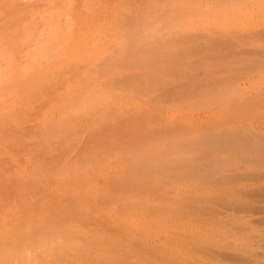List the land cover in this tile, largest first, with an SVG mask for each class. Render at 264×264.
Returning <instances> with one entry per match:
<instances>
[{
    "label": "rangeland",
    "instance_id": "rangeland-1",
    "mask_svg": "<svg viewBox=\"0 0 264 264\" xmlns=\"http://www.w3.org/2000/svg\"><path fill=\"white\" fill-rule=\"evenodd\" d=\"M147 63L156 66L158 70L153 66L152 70L160 82L154 80L151 66L145 67ZM110 77H115L114 82ZM103 92L108 93L109 100V95L119 100L118 104L112 100L113 106L118 107H114L116 112L111 110L110 101L107 106L111 108L107 109L111 112L104 110L106 106L102 107L100 99L98 105L93 102L95 108L89 103L93 95L106 101ZM82 99L94 112L98 111L95 114L107 112L104 117L112 118L103 119L108 126L102 120L99 125L105 128L99 130L97 126V131L96 125L93 127L99 116L93 110L83 115L92 114L95 121H89L91 117H86V121L83 115L84 120H79L78 116L90 109L89 105L84 109ZM129 104L135 110L139 106L143 110H137L136 115ZM73 112L80 115L71 116ZM111 113H118L117 117ZM67 118L72 122L70 129L66 126ZM147 119L153 121L152 126H148ZM138 132L139 136L142 133L144 138L149 137L150 142L153 139L167 142L172 154L176 152L173 158L179 161L178 168L174 162L173 168L155 172L151 176L155 175L153 180L145 181L152 186L148 187L147 196H140L151 201H147L148 206L141 204L144 200L138 202V194H132L138 198L140 208L139 204H133L135 200L128 202L133 207L124 202H108L106 197L110 196L104 197L109 192L108 184L100 179L97 182L99 198L95 197L96 202L88 199L91 204L83 208L92 209L86 213L97 215L89 213L92 216L86 214V217L83 210L82 217L80 208L75 212L83 220L69 223L67 207L76 202L80 204V190L96 184L98 170L91 171L96 170L94 164L90 167L93 158L96 156L97 162L102 159L108 163L105 166L101 161L102 172L123 180L128 170L120 155L124 148L144 141ZM223 140L225 144L231 141L227 145L234 150L230 147L225 153L222 148L217 149L216 144L224 143ZM213 154L239 160L225 165L217 162ZM247 156L251 161L244 160ZM84 159L90 170L85 173L87 178L80 167L81 163L85 164ZM71 165L78 169L70 171ZM59 173L62 176L57 180ZM70 173L73 174L70 176ZM101 197L108 205L114 204L110 205L112 212ZM55 204L63 207L64 212L60 207L56 213L57 218L61 217L62 226L79 225L90 231L104 228L112 239L115 237V241L127 245L124 248L120 244L123 248L119 252L130 261L141 253L142 257L152 259L154 253H148L150 247L177 246V243L188 251L183 252L186 255L174 254L172 264H264V0H0V206H4L3 210L0 207V232L5 235H0V239L7 243L5 237L11 236L7 245L9 253L3 250L5 253L0 254L7 253L8 260H3L2 255L0 264H30L24 258V262L13 259V247L19 244L24 245L28 252L25 253L31 258L39 256L34 255L37 248L33 251L32 243L27 244L21 235L27 246L23 241L21 244V236L16 234L26 229L22 221L28 224L33 212L35 217L40 215L37 217L40 223L31 216L34 221L28 224L27 231L34 232L36 225L43 227L53 206L57 207ZM124 205L131 208L120 210ZM114 207L121 212H116ZM103 209L107 215L114 211L118 217L123 215L118 219L130 214L136 223L145 218L162 231L141 238L131 230L120 237L114 225L117 219L109 218ZM123 212L127 214H120ZM24 213L27 218L24 215L26 219L22 220ZM106 221H110L109 225ZM19 224L25 227L19 229ZM140 241L145 248L149 247L146 255ZM3 242H0L1 249L6 245ZM94 245L89 250L93 256L99 251V246L93 248ZM22 247L18 250H24ZM11 255L13 261L9 260Z\"/></svg>",
    "mask_w": 264,
    "mask_h": 264
},
{
    "label": "bare ground",
    "instance_id": "bare-ground-1",
    "mask_svg": "<svg viewBox=\"0 0 264 264\" xmlns=\"http://www.w3.org/2000/svg\"><path fill=\"white\" fill-rule=\"evenodd\" d=\"M27 8V7H26ZM25 9V8H24ZM26 12V11H25ZM105 12V11H104ZM108 12V11H107ZM30 14V13H29ZM46 27H47V25H45ZM55 27V26H54ZM55 29V28H54ZM47 30V29H46ZM54 32V31H53ZM177 32V31H176ZM52 34V33H51ZM50 34V35H51ZM56 36V35H55ZM50 37V36H49ZM49 40H51V39H49ZM82 40V39H81ZM149 63H147L146 65H145V67L148 65ZM148 66H151V64H149ZM147 66V67H148ZM153 66V65H152ZM152 66L150 67L151 68V70H152ZM144 67V68H145ZM146 67V68H147ZM155 67V70H158V69H156V66L154 65L153 66V68ZM145 70V69H144ZM148 71H149V68L147 69ZM148 71H146V72H148ZM152 71H154V69L152 70ZM152 71H151V73H150V75L152 76ZM123 72V71H122ZM155 73H153V74H155V77H154V75H153V77L155 78H153L154 80H156L158 77V74H157V76H156V71H154ZM149 73V72H148ZM147 73V74H148ZM143 75V74H142ZM150 75H148V77H150ZM140 76H141V74H140ZM146 76V75H145ZM142 77V76H141ZM112 80H113V82H114V80H115V77L114 78H112V77H110ZM151 78V77H150ZM153 79H151L152 81H153ZM160 79H157V82L159 81ZM108 81H110V80H108ZM161 81V80H160ZM159 81V82H160ZM112 82V81H111ZM112 82V83H113ZM156 82V83H157ZM164 82H166V81H164ZM110 83V82H109ZM154 83V82H153ZM167 83V82H166ZM155 84V83H154ZM153 84V85H154ZM164 84V83H163ZM162 84V85H163ZM109 85V84H108ZM100 88V87H99ZM97 89V88H96ZM101 89V88H100ZM102 90V89H101ZM93 91V90H92ZM94 91H98V90H95L94 89ZM105 91H106V89H105ZM90 94H91V92H89ZM95 93L97 94V92H94V95H95ZM104 93V92H103ZM88 94V93H87ZM90 94H88V95H90ZM106 94H108V93H106ZM106 94L104 93V95H103V98H105L104 100H106V101H103L102 100V98H99L98 97V99L97 98H95L94 97V95H93V98H92V96L90 97L93 101H91V102H89V103H92V106H94L93 105V102H95V103H97V105H98V102L100 103V100L102 101V102H104L105 103V105H104V103H100L101 105H102V107L103 106H106V107H104V110H106V111H109V112H111L110 110H108L107 109V107L108 108H111L110 106H107L108 104H107V101H110V103H109V105L110 104H112V106L114 105L113 104V102H112V100L113 101H115L116 100V98L115 99H112V96H110L109 95V97L111 98L110 100L107 98V96H106ZM99 95V94H98ZM112 95V94H111ZM144 98V97H143ZM97 101V100H99V101H95V100ZM108 99V100H107ZM82 100H84V103H83V101L81 102V104L82 105H84V109H85V107H86V105H89V103L88 104H85L86 103V101H85V99H82ZM119 102V100H116L115 101V103L116 102ZM133 101V100H132ZM132 101H131V103L130 104H132ZM118 102H117V104H118ZM138 103V102H137ZM129 104V107L131 106ZM116 105V104H115ZM135 105V104H134ZM187 105V104H186ZM117 106V105H116ZM136 106V105H135ZM87 107H90V105L89 106H87ZM101 107V110H103V108ZM115 106H113L112 108H111V110L114 112H116V110H115V108L116 109H118V107H115ZM137 107V106H136ZM140 107V109L142 108L141 106H139ZM93 108H95V106L93 107ZM93 108L92 107H90V109L88 110V109H85V112H83V113H81V115H80V113L78 112L77 114L78 115H80V116H78L79 118V120H81L82 119V117L83 116H85L86 114V112L87 111H90V110H93ZM98 108H100L99 106H98ZM97 108V109H98ZM128 109V107H125V109ZM131 108V107H130ZM129 108V109H130ZM96 109V110H97ZM134 108H131V111H134L135 113L134 114H136V112H137V110H140L138 107H137V110H133ZM78 110L81 112V110L78 108ZM95 110V109H94ZM94 110H93V113L95 114V112H98V111H95L94 112ZM103 110V112H105ZM143 109H141V111H142ZM70 112H71V110H69ZM75 111H77V109H75L74 110V112ZM121 111V110H120ZM123 111V110H122ZM125 111V110H124ZM130 111V113H132ZM140 111V112H141ZM61 112V111H60ZM66 112V111H65ZM70 112H66V113H70ZM74 112L73 113H71V116L73 115H75L74 114ZM99 112H100V110H99ZM108 112V113H109ZM127 112V111H126ZM129 112V111H128ZM65 113V114H66ZM91 113H92V111H91ZM91 113H89V114H91ZM120 113V115H121V112H119ZM139 113V112H138ZM143 113V112H142ZM142 113H140V114H142ZM62 115H63V113H61ZM77 114L75 115V117L77 118ZM83 114H85V115H83ZM98 114H99V116H98ZM98 114H95V115H97L98 116V118H97V124H95L96 122H94V124H92V123H90V124H92L93 125V127H95V125H96V130L98 131V129L100 130V128L101 127H103V128H105L106 126H108V124L106 125V124H104L105 123V121H106V119H107V121H108V119H109V117H104V116H106V114H107V112L105 113V115H102L103 113L101 112V115H100V113H98ZM111 114H113V113H111ZM118 113H116V115H117ZM126 114V113H125ZM138 115V116H143V115H145V113L143 114V115ZM62 115H61V117H62ZM83 115V116H82ZM109 115V114H108ZM113 115H115V114H113ZM115 115V116H116ZM119 115V116H120ZM137 115V114H136ZM135 115V116H136ZM70 116V115H69ZM112 116V115H111ZM152 116V115H151ZM89 118V117H91V120H89V121H92L93 119V116H92V114L91 115H88V116H85V120L87 119V118ZM113 118H114V116H112ZM117 117V116H116ZM65 118H66V116H65ZM84 118V117H83ZM96 118V117H95ZM94 118V119H95ZM106 118V119H105ZM134 118V117H133ZM136 118V121H143L141 118H138V117H135ZM134 118V119H135ZM138 118V119H137ZM147 118V117H146ZM64 119V118H63ZM69 118H67L66 120H68ZM103 119H105V121L103 120ZM110 119H112V118H110ZM109 119V120H110ZM133 119V120H134ZM65 120V119H64ZM82 120H84V119H82ZM104 121V122H102V124H104V125H106L105 127L102 125V124H100L99 125V123H101V121ZM69 121H70V119H69ZM68 121V125H66V126H70L69 127V129L71 128V121L69 122ZM87 121V120H86ZM88 121V122H89ZM93 121H95V120H93ZM144 121H145V119H144ZM147 124H148V126L151 124V126H152V120L150 119V121L147 119ZM64 123H65V121H63ZM82 122V121H81ZM80 122V123H81ZM154 122H155V120H154ZM69 123H70V125H69ZM108 123V122H107ZM66 124H67V122H66ZM83 122H82V126H83ZM92 125H88V126H90V128H88V126L86 125H84L85 126V128L87 127L88 129H91V128H93L92 127ZM97 126L99 127L98 129H97ZM147 126V125H146ZM148 126H147V128H148ZM173 126H174V124H173ZM51 127V126H50ZM178 127V126H177ZM176 127V128H177ZM183 127V126H182ZM85 128H83V129H85ZM180 128V127H179ZM93 129H95V128H93ZM90 130V131H94V130ZM145 129V128H144ZM144 129H142L143 131H144ZM174 129H175V127H174ZM178 129V128H177ZM54 130H55V128H54ZM141 130V131H142ZM171 130H173V128L171 129ZM67 131H69V130H67ZM87 131H89V130H87ZM142 131V132H143ZM147 130H145V132H146ZM58 132V131H57ZM61 133V132H60ZM56 135H57V133H55ZM58 134H59V132H58ZM141 135H142V133H141ZM141 135L139 136V132H138V137H140V138H144L143 137V135H142V137H141ZM174 135H172V137H173ZM149 138V137H148ZM147 137L146 138H144L143 140V142L140 144V145H138V146H134V147H132V148H124L125 149V151H123L122 153H121V157H122V159H123V161H124V168L126 169V170H128V174L126 175V176H124L125 178L123 179V180H120L119 181V179L117 178V179H115V176H110L111 174H107V171H105V172H102V170H103V168H100L101 167V165H102V162L104 161V160H99L98 162H100V163H98L97 161H96V158H97V160H98V158L99 157H94L93 158V163H91L90 164V167L92 168V164H94L93 166H95L94 168L96 169L95 171H93V170H91L92 172H96L97 170H98V176L96 175L95 176V178H97V180H96V184H94V186H93V184H91V185H87V187H84V188H82L81 190H80V193H81V195H82V197H81V195L80 196H78V197H80L81 199H82V201H81V203L80 204H78L77 202V204L75 203L74 205H76V206H74V205H72V207L71 206H69V207H67V208H69V209H66L65 210V212H66V216H67V218H68V221H69V223H73L74 224V222L76 223H78V222H80V220L82 219V217H84L86 214L87 215H89V213H90V211H89V213H86V211L88 212V210H92V209H83V208H85L86 207V205L87 204H91V202L90 201H87L88 199H92L93 198V202L95 201L96 202V198L95 197H97L98 196V193L100 192H98V189H100L99 188V186L97 187V182L100 180V179H103V181H104V183L106 182V184H108L107 186H108V189H109V192H108V194H105L104 195V197H106V195H108V196H110L109 197V199H107L108 197H106V200H108V202H111V203H115V202H124V203H128V202H130L131 200L133 201V200H138V198H134V194L136 193V194H138V196H140L141 194H143V196H145L148 192H149V189H148V187L152 184L151 182L150 183H148V184H150V185H147V183L145 182V181H149V180H153L152 178H154V176L153 177H151L155 172H158V173H160V172H164V171H166V169L168 168V169H170L171 167H172V165L174 164V162L177 160V158H176V160H174L175 158H173V154L174 153H176V152H173V154H172V152H171V148H169L170 146H168V145H166L167 144V142H166V144H165V142L164 143H160V142H154V139H153V142H150V141H148L147 139H148ZM174 138V137H173ZM211 139V138H210ZM220 139V138H219ZM225 139V138H224ZM155 140H158V139H155ZM162 140V139H161ZM161 140H159V141H161ZM228 140V139H227ZM232 140V139H231ZM152 141V140H151ZM165 141V140H164ZM219 141V140H218ZM177 142V141H176ZM178 142H179V140H178ZM189 142V141H188ZM193 142V141H192ZM205 142V141H204ZM223 142H224V140H223ZM226 142V141H225ZM225 142L224 143H220V144H216L217 146H216V148L217 149H219V148H222L223 150H224V152L226 151V149L227 148H234L233 146H229L230 144H229V142H231V141H229L227 144H229V145H227V144H225ZM190 143H191V141H190ZM207 143H209V142H207ZM206 143V144H207ZM211 143H214V142H211ZM210 143V144H211ZM202 144H205V143H203L202 142ZM215 144V143H214ZM188 145H189V143H188ZM197 145V144H196ZM201 145V144H200ZM208 145V144H207ZM213 145V144H212ZM211 145V146H212ZM246 145V144H245ZM194 146V145H193ZM203 146H205V145H203ZM215 146V145H214ZM188 147V146H187ZM247 147V146H246ZM202 148V147H201ZM200 148V149H201ZM208 148V147H207ZM130 149V150H129ZM194 149V148H193ZM193 149H192V151H193ZM198 149V148H197ZM212 149V148H211ZM232 149H231V151H232ZM123 150V149H122ZM121 150V151H122ZM127 150V151H126ZM205 150V149H204ZM207 150V149H206ZM234 150V149H233ZM184 152H185V149L183 150ZM220 151V150H219ZM228 151V150H227ZM238 151H236V153H237ZM240 152V151H239ZM182 153V152H181ZM198 153V152H197ZM219 153V152H218ZM221 153V152H220ZM219 153V154H220ZM226 153V152H225ZM233 153V152H232ZM180 154V153H179ZM178 154V155H179ZM183 154V153H182ZM193 154V153H192ZM196 154V153H195ZM219 154H216V155H214V159L215 160H217V162H222V163H228V165H231L232 163H234V162H236L237 160H239V159H230L229 157L227 158V157H221ZM176 155V154H175ZM186 155V154H185ZM221 155H222V153H221ZM238 155V154H237ZM179 156H181V155H179ZM218 156V157H217ZM220 156V157H219ZM194 157V156H193ZM196 157V156H195ZM213 157V156H212ZM242 157V156H241ZM101 158V157H100ZM106 158V157H105ZM116 158V157H115ZM114 158V159H115ZM206 158V157H205ZM211 158V157H210ZM217 158V159H216ZM243 158V157H242ZM241 158V159H242ZM92 159V158H91ZM108 159H110V158H108ZM107 158L105 159V160H108ZM213 159V158H212ZM244 160H250V158L247 156ZM85 161V162H84ZM84 161L82 160V162H84L85 164H82L81 163V166L80 167H82V171H84V175H86L85 173L88 171V169H89V164H88V161H86V159H84ZM102 161V162H101ZM109 161V160H108ZM251 161V160H250ZM249 161V162H250ZM254 161V160H253ZM179 162V161H178ZM178 162H175V164L176 163H178ZM182 162H183V160H182ZM215 162V161H214ZM232 162V163H231ZM239 162V161H238ZM243 162V161H242ZM87 163V164H86ZM216 163V162H215ZM214 163V164H215ZM103 164L105 165V166H107L108 165V163L107 164H105V161L103 162ZM183 164V163H182ZM217 164V163H216ZM239 164V163H238ZM83 165V166H82ZM177 165V164H176ZM226 165V164H225ZM74 166V165H73ZM73 166L71 165V166H68V167H71V168H69L70 169V171H71V169H73V170H77L78 169V167H76L75 169L73 168ZM175 166V165H174ZM189 166V165H188ZM198 166V165H197ZM67 167V166H66ZM75 167V166H74ZM103 167V166H102ZM109 167V166H108ZM191 167V166H190ZM190 167H188V168H190ZM228 167V166H227ZM173 168V167H172ZM177 168H178V165H177ZM176 167H175V169H177ZM182 168V167H181ZM183 168H187V167H183ZM187 168V169H188ZM66 169V168H65ZM68 169V170H69ZM148 169V171H146ZM167 169V170H168ZM192 169V168H191ZM72 170V171H73ZM105 170H106V168H105ZM107 170H108V168H107ZM179 170V169H178ZM183 170V169H182ZM69 171V172H70ZM90 171V170H89ZM88 171V172H89ZM104 171V170H103ZM110 171H111V169H110ZM173 171V170H172ZM171 171V172H172ZM180 171V170H179ZM190 171V170H189ZM193 171H194V169H193ZM192 171V172H193ZM69 172H67V173H69ZM81 172V171H80ZM112 172V171H111ZM110 172V173H111ZM114 173H116L115 171H113ZM185 172V171H184ZM77 173V172H76ZM76 173H74V174H76ZM105 173V174H104ZM180 173H182V172H180ZM197 173V172H196ZM61 173H59L58 174V176L60 175ZM73 173H70V176L72 175ZM78 174H79V172H78ZM81 174H82V172H81ZM89 174V173H88ZM173 174V173H172ZM179 174V173H178ZM55 175V177H56V173L54 174ZM53 175V176H54ZM113 175H115V174H113ZM125 175V174H124ZM185 175V174H184ZM207 175V174H206ZM60 176H62V175H60ZM60 176L57 178V180L58 179H60ZM200 176V175H199ZM210 176V175H209ZM54 177V178H55ZM66 177V176H65ZM68 178H69V175L67 176ZM79 177V176H78ZM89 177H90V175H89ZM112 177H114V178H112ZM117 177V176H116ZM201 177H202V175H201ZM204 177V176H203ZM208 177V176H207ZM53 178V180H55L56 181V179H54ZM86 178H87V175H86ZM123 178V177H122ZM62 179H63V177H62ZM71 179V178H70ZM77 179V178H76ZM84 179H85V177H84ZM89 179V178H88ZM121 179V178H120ZM196 179V178H195ZM194 179V180H195ZM200 179V178H199ZM65 180V179H64ZM67 180V179H66ZM201 180H203V179H201ZM54 181V184L55 185H57V186H60V184L58 185V183H62V182H64L63 180L61 181V180H59V181H56V182H58L57 184H56V182ZM144 181V182H143ZM147 181V182H148ZM81 182V181H80ZM87 182V181H86ZM153 182V181H152ZM65 183V182H64ZM90 183V182H89ZM88 183V184H89ZM145 183V184H144ZM215 183H217V182H215ZM54 185V186H55ZM63 185V184H62ZM85 185V186H86ZM152 186V185H151ZM56 187V186H55ZM57 188V187H56ZM59 190H61L62 191V188H58ZM58 189H57V191H58ZM56 190V189H55ZM65 190V189H64ZM69 190H71V189H69ZM56 192V191H55ZM59 192V191H58ZM58 192H56V194H61V192L60 193H58ZM77 192V191H76ZM98 192V193H97ZM63 193V192H62ZM55 194V195H56ZM63 194H65V193H63ZM77 194V193H76ZM77 194V195H78ZM133 194V195H132ZM103 195V194H102ZM130 195H132L133 196V198H132V196H130ZM59 195H57V197H58ZM64 196V195H63ZM62 196V197H63ZM65 196H66V194H65ZM137 196V195H136ZM147 196V195H146ZM20 197V196H19ZM72 197V196H71ZM104 197H101V199L102 200H104L105 202H106V200L104 199ZM132 199H131V198ZM54 198H56V197H54ZM64 198V197H63ZM62 198V199H63ZM79 198V199H80ZM98 198H99V196H98ZM145 198V197H144ZM147 198V197H146ZM25 200H26V202L28 201L26 198H24ZM23 199V200H24ZM61 198L59 197V200H60ZM78 199V200H79ZM80 199V200H81ZM94 199H96V200H94ZM22 200V198H19V202ZM55 200H57V198L55 199ZM141 200H144L143 198H141V196H140V199H139V203H141L142 201ZM58 201V200H57ZM60 201H62V200H60ZM131 201V202H132ZM135 201H133L134 203L133 204H135V206H136V204H139L137 201L135 202ZM141 201V202H140ZM147 201H150V200H148V199H146V200H144L141 204L142 205H147ZM22 202V201H21ZM25 202V201H24ZM29 202V201H28ZM27 202V203H28ZM40 202H42V201H40ZM39 202V203H40ZM53 202V201H52ZM88 202V203H87ZM100 202V201H99ZM151 202V201H150ZM153 202V201H152ZM27 203H24V206H25V204H27ZM32 203H34V202H32ZM57 203H59V204H62V203H60V202H57ZM149 203V202H148ZM23 204V203H22ZM21 204V205H22ZM30 204V203H29ZM95 204V203H94ZM93 204V205H94ZM105 204V203H104ZM106 204H107V202H106ZM105 204V205H106ZM97 205V204H96ZM96 205H94V206H96ZM99 205V204H98ZM108 205V204H107ZM110 205L112 206V204H110L109 203V207H110ZM116 206L118 205V204H115ZM127 205H130L129 203L127 204ZM126 205V206H127ZM142 205H138V208H140L139 206H142ZM150 205V204H149ZM27 206H29L28 204H27ZM36 206V205H35ZM41 206H42V204H41ZM40 206V207H41ZM57 205L55 204V207H56ZM92 206V205H91ZM91 206H90V208H91ZM113 206H114V204H113ZM112 206V207H113ZM125 206V205H124ZM125 206V208H121L120 210H123V211H125L128 207H126ZM130 206H132V205H130ZM148 206V205H147ZM1 208L2 207H4V206H0ZM23 207V205L21 206V208ZM60 207H61V205H59V206H57L56 208H54V206H53V210L52 211H50L49 213V216L46 218V221H43V223L45 224H43L42 222V225L41 226H43V227H38L39 228V230H37L38 228L36 227V226H38V225H36L35 226V228H36V230L33 232H29V231H31V230H29V231H27V226H28V224H30V223H32V220L34 221V219L33 218H36V220H35V222H38L37 221V217H39L40 215H38V216H33L34 215V212H33V215H31L30 216V218L28 217V219L29 220H31L28 224H27V222H26V218H27V214H23V216L22 217H24L22 220H25V221H22L23 223V225H25V223H26V229L25 228H22V227H25V226H21L20 224H21V222H20V228L19 229H21L22 228V231H21V233L19 232V231H17V234L16 233H14V235L16 234V235H22L24 238H25V241H26V243L27 244H29V245H31V243H32V245H33V247H34V249H33V251H35V248H37V251H35V253H34V255H39V256H33V254H32V256H33V258H31V255H28V254H26V253H28V252H26V250H25V247H24V245H17V246H14V245H16V244H14L13 245V243L12 244H10V245H13L14 247V251H13V255H14V257H15V255H17L19 258H17V257H13V255H11V256H9V258H11L12 259V257H13V259H19V261H23V258H24V260L26 261L27 260V262L28 263H30V264H66V262L67 263H69V264H172V256L173 257H175V255L174 254H176L177 252H179V253H182V254H184L183 252H187L188 251V249H187V251L185 250L186 248L185 247H183L182 245H178L177 243H176V245L177 246H175V245H156L154 248L152 247H148L147 246V248H149V250L150 251H148V249L147 248H145L144 247V244L141 242V244L143 245V247L141 248L140 247V245H139V247L137 246V248L139 249V248H141V250L143 249V252H144V249H145V255H146V253H147V251H148V253H154L153 255H152V259H146V258H144V257H142V253L141 254H139V256L137 255L138 254V252H139V250H138V252H137V259L136 260H134V261H130V259L128 260L127 259V257L125 258V256L123 255V253H121L122 251H120L119 252V250H120V248H123V246H121L120 244H122V245H124V248H125V246L127 247V245H125L124 243H122V242H120L119 243V241L117 242V241H115V237L112 239V236H109V235H107L108 233H105V231L102 229V228H98V229H96V230H94V231H90V230H85V229H82V226H80L79 227V225L77 226V224H75L77 227H74V226H70V225H68V226H70V227H66V226H62L63 225V223H62V221H61V217H58L57 218V215H56V213L57 212H59V210L58 209H60ZM70 207H71V209H70ZM97 207V206H96ZM96 207H93L92 206V208H95V210H98V208H96ZM101 207V206H100ZM103 207H105V206H103ZM103 207H101V208H103ZM112 207H110V210H111V208ZM133 207V206H132ZM26 208V207H25ZM52 208V207H51ZM80 208H82L81 210H79L80 212L81 211H83V210H85L84 211V213H85V215L83 216V213L81 212V214H82V217H79V215L81 216V214H79V213H77V212H75L77 209H80ZM108 208V207H107ZM114 208H116V207H114ZM118 208V207H117ZM116 208V209H117ZM129 208H131V207H129ZM135 208H137V207H135ZM142 208V207H141ZM233 208V207H232ZM4 209H6L7 210V208H4ZM27 209H29V207H27ZM63 209V207H61V210ZM104 209H106V208H104ZM103 209V210H104ZM147 209V208H146ZM146 209H144V210H146ZM170 209V208H169ZM2 210H3V208H2ZM48 210V209H47ZM58 210V211H57ZM94 210V209H93ZM113 210V209H112ZM112 210H111V212H112ZM115 210V209H114ZM118 210V209H117ZM117 210H115L116 212H121V211H117ZM133 210V209H132ZM40 211V210H39ZM63 211V210H62ZM78 211V212H79ZM101 211V210H100ZM100 211H96V213H98V212H100ZM106 211H108L107 209H106ZM105 210H104V212H106ZM114 211V212H115ZM137 211V210H136ZM143 211V210H142ZM147 211V210H146ZM148 211H149V209H148ZM22 212V211H21ZM37 212V211H36ZM61 212V211H60ZM64 212V211H63ZM95 212V211H94ZM104 212H102V213H104ZM114 212H113V214L111 213V214H108L107 215V212H106V215L109 217V218H111V219H113V220H116V223H114V225H116L115 226V230H116V233H118V234H120V237H121V235H125L128 231H131V230H135L136 232H138V234H140V236H141V238L143 237V238H149V237H152V236H154V235H156L157 233L159 234V233H161V231H162V229H161V227L159 226L158 227V225L157 226H151V223L150 222H148L144 217H142V218H144L142 221H140V223H136V221H134L132 218H130L129 216H130V214L129 215H126L124 212L123 213H120V214H125L124 216L125 217H129L130 219H128V217H127V219L124 217H122L121 219H118V218H120L121 216H123V215H121L120 217H118L117 216V213H116V215H114ZM133 212V211H132ZM203 212V211H202ZM0 213H2V211H0ZM38 213V212H37ZM109 213V212H108ZM146 213V212H145ZM171 213V212H170ZM183 213V212H182ZM39 214H41V212L39 213ZM60 214H63L62 212L60 213ZM77 214H79V215H77ZM90 214H92V215H94L95 213H90ZM144 214V213H143ZM202 213H200V215H201ZM21 215V214H20ZM24 215H26V218H25V216ZM30 215V214H29ZM37 215V214H36ZM87 215H86V217H87ZM91 215V216H92ZM95 215H97V214H95ZM94 215V216H95ZM104 215V214H103ZM112 215H114V216H112ZM186 215V214H185ZM199 215V216H200ZM2 216V215H1ZM90 216V215H89ZM88 216V217H89ZM90 216V217H91ZM107 216H103V218L104 217H107ZM143 216V215H142ZM148 216V215H147ZM146 216V217H147ZM202 216H203V214H202ZM19 217V216H18ZM17 217V218H18ZM165 217V216H164ZM32 218V219H31ZM148 218V217H147ZM150 218V217H149ZM39 219H41V218H39ZM106 219V218H105ZM108 219V218H107ZM111 219H110V221H111ZM135 219V218H134ZM138 220H139V218H137ZM60 220V222H58ZM67 220V219H66ZM83 220V219H82ZM109 220V219H108ZM113 220L110 222V221H106L107 223H108V225H109V222H110V224L112 223L113 224ZM137 220V221H138ZM157 220V219H156ZM160 219H158L157 220V222L159 221ZM41 221V220H40ZM68 221H66V222H68ZM161 221H163V219L161 220ZM35 222H34V225H35ZM105 222V221H104ZM155 222V221H154ZM40 222H38V224H39ZM60 223V224H59ZM37 224V223H36ZM62 224V225H61ZM101 224V223H100ZM103 224V223H102ZM4 225V224H3ZM32 225V224H31ZM31 225H29L31 228H34V227H32ZM65 225V224H64ZM152 225H153V223H152ZM155 225V224H154ZM62 226V227H61ZM110 226H112V225H110ZM102 227V226H101ZM104 227V226H103ZM62 228V229H61ZM159 228V229H158ZM18 229V228H17ZM59 229H61V232L60 231H58ZM164 229V228H163ZM57 230V231H56ZM63 230V231H62ZM23 232V233H22ZM55 232H57V233H55ZM59 232H60V234H59ZM10 233H12V232H10ZM18 233H20V234H18ZM114 233V232H113ZM132 233V232H131ZM115 234V233H114ZM0 235H1V232H0ZM10 235V234H9ZM12 235V234H11ZM15 235V236H16ZM56 235H58V236H56ZM130 235V234H129ZM1 236H5V235H1ZM0 236V237H1ZM17 236V238L19 239V237ZM20 237V243H21V241H23L24 240V238L23 237ZM9 237L11 238V236H7V237H5V239H6V241H7V239H8V241H9ZM14 237V236H13ZM130 237V236H129ZM135 237H137V236H135ZM15 238V237H14ZM21 238H23V240H21ZM137 238H140V237H137ZM136 238V239H137ZM141 238H140V240H141ZM1 239H3V238H1ZM0 239V240H1ZM17 239V240H18ZM117 239V238H116ZM122 239V238H121ZM126 239V238H125ZM15 240V239H14ZM120 240V239H119ZM3 241H5V240H3ZM2 240L0 241V242H3ZM7 241V243H5V242H3L4 243V245H5V247L4 248H0V250H2V251H0V254H1V252H3V253H5V251H8V249H9V247H7V245H9L8 242ZM11 241L12 240H10V243H11ZM16 241V240H15ZM136 241V244H138L137 243V241L138 240H135ZM14 242V241H13ZM16 243V242H15ZM25 242L23 241V244H24ZM25 243V244H26ZM129 243V242H128ZM22 244V243H21ZM27 244L25 245V246H27ZM93 244H95L94 246H93V248L96 246V247H98L99 249H97V250H99L98 251V253L96 254V255H90V253H89V250H91L90 248L92 247V245ZM131 244V243H130ZM2 245V246H1ZM190 245V244H189ZM0 246L1 247H3V244L1 243L0 244ZM18 246H20V248L22 247V248H24V250L22 249V250H18V249H20ZM132 246V245H131ZM152 246V245H151ZM187 246V245H186ZM17 248V250L18 251H16V248ZM30 247V246H29ZM95 247V248H96ZM128 247H130V245H128ZM8 248V249H7ZM11 248H12V246H11ZM92 248V249H93ZM132 248H134V247H132ZM188 248V247H187ZM29 249V248H28ZM152 249V250H151ZM153 249L155 250V252L153 251ZM181 251H180V250ZM3 250H5V251H3ZM123 250H125V249H123ZM140 250V251H141ZM147 250V251H146ZM11 251V252H12ZM17 253H16V252ZM40 251H42L41 253H40ZM129 251V250H128ZM127 251V252H128ZM134 251V250H133ZM137 251V250H136ZM14 252H15V254H14ZM26 252V253H25ZM32 252V251H31ZM30 252V253H31ZM38 252V253H37ZM142 252V251H141ZM3 253H2V255H3ZM7 253H9V251L7 252ZM7 253L5 254V255H3V257H4V259L3 260H5V261H7L8 260V258H5V256L7 255ZM40 253V254H39ZM121 253V254H120ZM140 253V252H139ZM151 253H150V255H151ZM178 253V254H179ZM25 254H26V257H28L29 256V258H25ZM2 255H0V258L2 259L3 257H2ZM28 255V256H27ZM123 255V256H122ZM145 255H143V256H145ZM181 255V254H180ZM184 255H186V254H184ZM182 256V255H181ZM192 256V255H191ZM7 257V256H6ZM185 257V256H184ZM176 258H177V256H176ZM191 258V257H190ZM1 259H0V263L3 261H1ZM11 259H9L10 261H13V259L11 260ZM29 259V260H28ZM175 259V258H174ZM30 261V262H29ZM174 261V260H173ZM24 262V261H23ZM22 262V263H23ZM4 263V262H3ZM2 263V264H3ZM11 263V262H10ZM26 263V262H25ZM178 263V262H177ZM176 263V264H177ZM180 263V262H179ZM24 264V263H23ZM174 264V263H173Z\"/></svg>",
    "mask_w": 264,
    "mask_h": 264
}]
</instances>
